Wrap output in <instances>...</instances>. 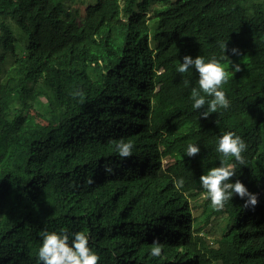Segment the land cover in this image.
Returning <instances> with one entry per match:
<instances>
[{"label": "trees", "instance_id": "obj_1", "mask_svg": "<svg viewBox=\"0 0 264 264\" xmlns=\"http://www.w3.org/2000/svg\"><path fill=\"white\" fill-rule=\"evenodd\" d=\"M224 40L240 71L204 118L196 73L176 68ZM225 131L247 144L244 165L226 162L254 207L234 194L215 210L200 188ZM61 229L84 231L98 264H264V0H0V264H39L41 232Z\"/></svg>", "mask_w": 264, "mask_h": 264}, {"label": "clouds", "instance_id": "obj_2", "mask_svg": "<svg viewBox=\"0 0 264 264\" xmlns=\"http://www.w3.org/2000/svg\"><path fill=\"white\" fill-rule=\"evenodd\" d=\"M227 40L220 43L221 56H212L208 59L201 55L194 58L191 55H184L182 62L176 68L180 74L194 71L196 73V85L191 88V107L200 112V116L207 118L209 114L216 113L220 109H228L230 100L226 96L223 85L226 84L234 73L240 71V64H231L229 71L221 63L225 57ZM231 52L236 54L238 50L232 48ZM185 86L189 81H184ZM76 96L83 97V93L77 91ZM203 109V111H200ZM134 144L131 140L120 139L115 142V152L121 158H128L133 155ZM247 149L244 139L233 131H225L219 137L215 145L216 153L224 159L218 166L210 167L199 176V185L203 190V195L210 202L215 210H221L225 204L231 200L233 195L244 199L243 207H254L258 200L257 194L250 192L240 179L232 181L236 176L233 163H227L229 159L235 164L244 165L245 158L242 155ZM200 152L198 144L189 143L184 149V155L194 157ZM105 171L111 172L112 168L105 165ZM184 179L177 178L173 181V186L181 190ZM246 198V199H245ZM162 253V245L157 240H153L149 250V255L159 257ZM39 264H98L100 257L92 250L89 244V236L84 231H68L61 229L57 231L44 230L41 232V243L36 253Z\"/></svg>", "mask_w": 264, "mask_h": 264}, {"label": "rangeland", "instance_id": "obj_3", "mask_svg": "<svg viewBox=\"0 0 264 264\" xmlns=\"http://www.w3.org/2000/svg\"><path fill=\"white\" fill-rule=\"evenodd\" d=\"M28 122L31 124H40L42 122V118L39 115L38 111L35 109H30L27 113ZM205 198L203 196L197 197L195 200L192 201V204L195 205V215L197 216L198 220L196 222V226L201 224L202 218H203V209L205 207ZM208 201V199H207ZM209 202V201H208Z\"/></svg>", "mask_w": 264, "mask_h": 264}]
</instances>
